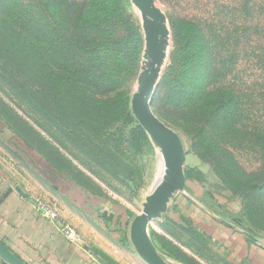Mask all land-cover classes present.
Masks as SVG:
<instances>
[{"label":"rangeland","instance_id":"1","mask_svg":"<svg viewBox=\"0 0 264 264\" xmlns=\"http://www.w3.org/2000/svg\"><path fill=\"white\" fill-rule=\"evenodd\" d=\"M11 1L17 0H0V7ZM19 1L39 13L47 3ZM60 1L68 11L94 13L83 26L96 29L103 47L91 73L115 77L111 91L121 95L120 104L103 108L102 116L83 126L45 122L11 96L19 76L14 58L0 50V173L36 209H54L58 221L77 233L79 225L103 239L114 232L122 239L129 236L163 167L160 149L131 110L149 58L144 17H151L165 51L151 108L181 138L185 184L174 191L167 211L151 222L149 237L169 264H254L251 249L264 253V203L244 205L236 175L223 169V163L230 164L223 147L232 152L236 173L258 169L264 161L251 132L264 129V0H147L155 14L135 0ZM56 2L50 0V11ZM76 61L87 64L82 57ZM223 92L237 97L239 132L223 126V107L218 113ZM76 94L71 97L79 98ZM55 99L52 94L45 104ZM50 108L51 114L57 112ZM204 123L202 138L198 127ZM230 235L243 237V255ZM0 264L9 262L0 258Z\"/></svg>","mask_w":264,"mask_h":264},{"label":"trees","instance_id":"2","mask_svg":"<svg viewBox=\"0 0 264 264\" xmlns=\"http://www.w3.org/2000/svg\"><path fill=\"white\" fill-rule=\"evenodd\" d=\"M58 1L60 4L55 0L58 5L55 11H50V0H46L41 13L28 11L32 4L19 0L0 7V50L3 56L14 58L11 63L15 64L19 79L13 81L10 94L21 106L40 114L45 122H50L51 119L68 120L67 122H74L71 126H83L93 123L94 116H102L103 108L112 109L120 104L121 95L112 94L114 92L111 88H115L114 76H93L91 73L95 64H98L96 57L101 54L100 49L103 47V40L94 32L96 29L83 26L86 24L83 21L94 13L68 11V5L64 1ZM80 57L86 59V65L76 61ZM109 69L105 67L104 71L108 72ZM106 87H110V90ZM72 93H77L79 98H72ZM52 94L56 99L45 104ZM62 95L65 97L59 98ZM234 99H237L235 95L223 92L218 113H222L223 107V126L230 125L233 131L239 132L235 125L241 108ZM51 106L57 112L51 114ZM87 109L93 110L94 115ZM198 131L203 138L207 133L206 123L199 126ZM251 132L258 140L263 158L264 129L252 128ZM66 134L70 136V133ZM223 135H229L224 128ZM260 137L262 139H258ZM223 153L230 161L228 167L223 163V169L229 176L236 175L235 182L240 185L244 205L252 208L251 202L255 200L264 203V161L258 169L245 172L238 168L236 173L232 167V164L237 166L231 158L232 152L223 147Z\"/></svg>","mask_w":264,"mask_h":264},{"label":"crops","instance_id":"3","mask_svg":"<svg viewBox=\"0 0 264 264\" xmlns=\"http://www.w3.org/2000/svg\"><path fill=\"white\" fill-rule=\"evenodd\" d=\"M61 224L43 217L0 173V242L25 264H145L126 233L123 239L115 232L111 239H103L76 225L80 242L70 243L61 232ZM230 239L243 255V237L230 235ZM251 250L254 264H264V253Z\"/></svg>","mask_w":264,"mask_h":264},{"label":"water","instance_id":"4","mask_svg":"<svg viewBox=\"0 0 264 264\" xmlns=\"http://www.w3.org/2000/svg\"><path fill=\"white\" fill-rule=\"evenodd\" d=\"M135 3L149 13L157 11L147 3V0H135ZM147 51L151 57L150 69L142 78V85L131 99V110L139 125L146 131L161 151L166 167L167 179L157 181L152 186L143 204V211L136 216L129 227L130 243L145 264H169L157 251L149 237V226L167 211L174 191L181 190L185 184V174L182 164L183 145L180 136L161 121L151 108L152 94L156 84L157 73L154 71L161 52V43L152 27H159L151 17H144ZM0 258L9 264H25L0 242Z\"/></svg>","mask_w":264,"mask_h":264},{"label":"built area","instance_id":"5","mask_svg":"<svg viewBox=\"0 0 264 264\" xmlns=\"http://www.w3.org/2000/svg\"><path fill=\"white\" fill-rule=\"evenodd\" d=\"M38 210L43 217L50 219L53 222H58L59 215L54 209L45 206L44 207L40 206ZM60 226H61V232L68 242L70 243L80 242V236L74 228L70 227L69 225H62V224Z\"/></svg>","mask_w":264,"mask_h":264},{"label":"bare ground","instance_id":"6","mask_svg":"<svg viewBox=\"0 0 264 264\" xmlns=\"http://www.w3.org/2000/svg\"><path fill=\"white\" fill-rule=\"evenodd\" d=\"M161 52L163 54L160 55V57L158 59V62L155 64V67H154V71L157 73V75L159 74V71L161 70V68L163 66L164 58H165V54H164L165 51H164V49L161 48ZM145 61H146V63L144 62L145 63V72H144V75L142 76V78H144V76L146 75V73H148V71L150 69V63H151V57H150V55H149V58L147 60H145ZM139 81L140 82H139V84H137L136 91H138L139 88L142 85V79H140ZM161 161H162L163 167L158 172V179L165 180V179H167V174H166V167L164 166V163H163V160H162V156H161Z\"/></svg>","mask_w":264,"mask_h":264}]
</instances>
